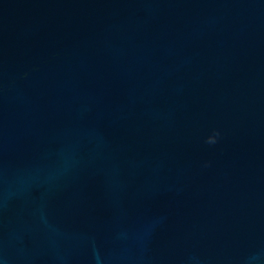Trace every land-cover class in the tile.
<instances>
[{"label": "water", "instance_id": "95a60500", "mask_svg": "<svg viewBox=\"0 0 264 264\" xmlns=\"http://www.w3.org/2000/svg\"><path fill=\"white\" fill-rule=\"evenodd\" d=\"M0 264H264V0H0Z\"/></svg>", "mask_w": 264, "mask_h": 264}, {"label": "clouds", "instance_id": "9594fccd", "mask_svg": "<svg viewBox=\"0 0 264 264\" xmlns=\"http://www.w3.org/2000/svg\"><path fill=\"white\" fill-rule=\"evenodd\" d=\"M214 142H215V138H210L209 141H208V143H210V144L214 143Z\"/></svg>", "mask_w": 264, "mask_h": 264}]
</instances>
